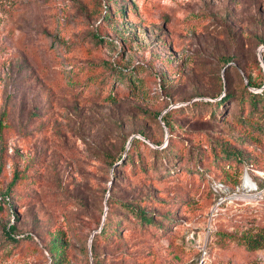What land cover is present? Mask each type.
Returning <instances> with one entry per match:
<instances>
[{
    "label": "rangeland",
    "instance_id": "obj_1",
    "mask_svg": "<svg viewBox=\"0 0 264 264\" xmlns=\"http://www.w3.org/2000/svg\"><path fill=\"white\" fill-rule=\"evenodd\" d=\"M110 3L125 15L105 18ZM113 69L141 86L102 90ZM247 91H264V0H0V264H53L50 249L65 264H264L221 235L264 226V119ZM138 138L142 160L111 167ZM226 152L245 159L237 186ZM107 218L120 233L97 243Z\"/></svg>",
    "mask_w": 264,
    "mask_h": 264
},
{
    "label": "trees",
    "instance_id": "obj_2",
    "mask_svg": "<svg viewBox=\"0 0 264 264\" xmlns=\"http://www.w3.org/2000/svg\"><path fill=\"white\" fill-rule=\"evenodd\" d=\"M108 1H113V0H108ZM125 8H118L117 6H113L111 3L109 6H106L105 10V18L110 17L111 15L115 16H124L125 15ZM102 40L99 38L98 42H101ZM113 76L108 78L106 82L101 81V86L102 90L107 89V84H112L114 85L115 82L118 84L123 85L125 82L127 83L128 87L130 88L131 91L136 92V90L139 88L137 84L141 86L142 82L135 77L134 78V72L133 71H120L118 69H113ZM252 85L255 86V84L252 83ZM251 86V85H250ZM110 94L108 96L107 101H117L116 94L113 92V88L110 89ZM247 97L244 98L242 96L241 98V103L243 104V108H246L248 104H252L253 109L255 111H260L259 106L262 109V117L264 119V91L261 93H254L247 91ZM232 95H227L225 96L221 101L218 102L217 109L222 107L224 103L228 102L231 99ZM214 113V112H212ZM214 116H216L214 114ZM144 135V134H143ZM148 148V145L146 144L145 141L142 139L138 138L135 139L132 143V147L130 149L131 154L122 158H118L117 160L115 158H112L111 161L109 162V165L111 167H115V169H120L126 163L128 164H134V154L136 153L137 157L142 160L143 158V151ZM129 151V153H130ZM174 148L173 147H166L164 149H150V153L153 154L154 159L156 160L157 158H161L162 156H172L174 155ZM225 158H222L224 160L223 164L224 167H221L220 170L222 173L228 177L229 181L232 182L234 185H239L241 183L240 175H242V171L240 172L239 169H242L241 167L244 164L245 159L238 154L237 152H226ZM127 164V165H128ZM240 174V175H239ZM204 175V174H203ZM37 180L33 179L31 180L32 183H35ZM225 181V180H224ZM23 182V177L21 174L16 173L12 182L10 183V186L8 187V194L6 195H12V190L14 186L20 185ZM226 182V181H225ZM4 196V198H7L8 196ZM144 201V200H143ZM6 204H9L6 200L5 202L0 201V213H3L6 207ZM123 207V205H121ZM11 207V205H10ZM124 208L132 213L134 217L138 219L140 224L143 227H150V226H159L161 229H164L165 226L163 224H156L155 219L153 218V213H149L146 210H142L141 208H134L131 206H124ZM14 213V212H13ZM167 219V218H164ZM164 222V221H163ZM120 226L119 222H114L111 219L107 218L102 224H100V232L96 234V242H108L112 237H115L120 233ZM16 232V227L14 225L11 226H3V235L6 240L9 242H13L15 244L19 243L20 240L16 238L13 234ZM222 236L228 237L233 239L234 241L237 242V244L244 248L245 251L249 253L257 252L259 250L264 249V226L259 227L256 231H251L246 233L245 235H235V234H228V233H222ZM53 253V264H65V252H59L56 249H50Z\"/></svg>",
    "mask_w": 264,
    "mask_h": 264
}]
</instances>
